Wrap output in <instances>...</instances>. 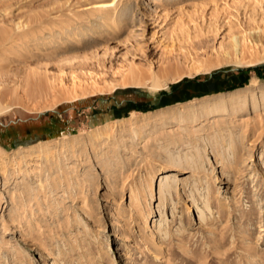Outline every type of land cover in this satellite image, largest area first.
I'll return each instance as SVG.
<instances>
[{"label":"rangeland","instance_id":"1","mask_svg":"<svg viewBox=\"0 0 264 264\" xmlns=\"http://www.w3.org/2000/svg\"><path fill=\"white\" fill-rule=\"evenodd\" d=\"M98 1L0 0V264H264V0Z\"/></svg>","mask_w":264,"mask_h":264},{"label":"bare ground","instance_id":"2","mask_svg":"<svg viewBox=\"0 0 264 264\" xmlns=\"http://www.w3.org/2000/svg\"><path fill=\"white\" fill-rule=\"evenodd\" d=\"M119 2H120V0H101V1H98V2H95V3L91 4V6H88V8H94V9H96L98 11H101V12H104V13L106 12V13L109 14V12H112V11L116 10V7L118 6ZM88 8H86V9H88ZM263 20H264V18H263ZM254 33L258 34L257 38H254L255 39L254 43H256L255 45L262 46L263 50H264V28L263 29L257 28V29H255ZM256 41H258L259 44H257ZM240 45H241V41H240L239 37L237 35L234 36L233 39H232V42H231V49L238 53V52H240ZM226 54H229V52H226ZM260 60H264V57L261 58ZM240 62L242 63V61H240ZM250 64H255V63H254V61H251ZM131 78L132 79H131L130 83H132V84L133 83L134 84L142 83V79L143 78H142L141 75H139L137 73L133 72ZM152 79H153V82L149 86L152 90H158L161 87H163V83L160 81L158 75L152 76ZM248 89L249 88L247 87V88H244V89H240L237 92L230 93L228 96H223V95L220 96L209 107L208 112L215 114V113H219V112L225 110L229 105L245 104L246 103V99L243 98L242 93H245L246 91H248ZM260 91H262V90H260ZM254 98H255V96H254ZM254 102H255V100H254ZM99 131L100 130H97L95 132L94 136H96V135L98 136V135H102V134L109 135L113 131V127L105 126L100 132ZM169 178H170V176L167 175V176L164 177V180L168 181ZM165 184L169 185V183H164V185ZM134 196H133V198H134Z\"/></svg>","mask_w":264,"mask_h":264}]
</instances>
